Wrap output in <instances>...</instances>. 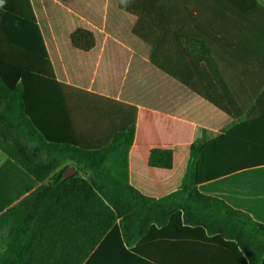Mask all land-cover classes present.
<instances>
[{
  "label": "trees",
  "instance_id": "trees-1",
  "mask_svg": "<svg viewBox=\"0 0 264 264\" xmlns=\"http://www.w3.org/2000/svg\"><path fill=\"white\" fill-rule=\"evenodd\" d=\"M31 3L41 23L42 12L48 11L52 23H57L53 26L57 36L60 14L71 15L65 7L77 10L70 0ZM147 5L143 10L152 15L161 10L155 2ZM138 11L130 13L139 15ZM11 19L26 27H17ZM139 21L123 42L141 41ZM87 41H93L88 30L70 29L73 47ZM41 43L39 25L0 9V150L7 157L0 165V264H92L100 250H134L132 246L150 230L173 223L199 232L204 239L228 244L238 264L264 260V224L222 200L201 195L196 188L201 182L264 165V146L223 134L194 142L179 188L159 199L142 195L130 185L127 169L136 106L100 98L104 105L97 110L91 99L69 94L62 97L61 115L35 113L27 94L28 68L23 64L27 59H22ZM213 59L218 63L212 67L192 61L186 68L194 74L191 82H182L168 69L154 68L221 109L229 125L257 117L255 101L237 71ZM215 94L224 95L225 104ZM147 164L169 169L172 153L151 149ZM69 166L76 173L64 177Z\"/></svg>",
  "mask_w": 264,
  "mask_h": 264
},
{
  "label": "crops",
  "instance_id": "crops-1",
  "mask_svg": "<svg viewBox=\"0 0 264 264\" xmlns=\"http://www.w3.org/2000/svg\"><path fill=\"white\" fill-rule=\"evenodd\" d=\"M149 2L157 3L161 10L153 15L143 10ZM70 3L77 10L65 7L71 15L60 14L57 36L53 27L57 23H52L46 9L41 23L31 0H0V9L39 25L41 31L42 43L35 44L22 59H27L23 64L28 68L27 94L33 110L47 116L61 115L62 97L69 94L91 99L90 104L97 105V110L104 105L100 98L134 104L135 133L127 169L130 185L142 195L159 199L179 188L194 142L223 134L264 146V0ZM131 9L139 10V15L130 13ZM138 19L141 41L123 42L130 38V29ZM9 21L26 27L17 20ZM76 27L88 30L93 41L78 42L73 47L69 32ZM212 56L237 71L255 101L257 117L229 125L221 109L192 94L175 77L154 68L168 69L182 82H191L194 74L186 68L194 60L212 67L218 63ZM224 97L214 95L221 104H225ZM154 148L171 151L169 169L147 164L148 153ZM6 158L0 150V165ZM196 188L201 195L222 200L264 224V165L201 182ZM132 247L134 250L124 252L100 250L92 264H238L228 244L204 239L199 232L183 230L176 223L150 230Z\"/></svg>",
  "mask_w": 264,
  "mask_h": 264
},
{
  "label": "water",
  "instance_id": "water-1",
  "mask_svg": "<svg viewBox=\"0 0 264 264\" xmlns=\"http://www.w3.org/2000/svg\"><path fill=\"white\" fill-rule=\"evenodd\" d=\"M75 173H76V169L73 168L72 166H69V167H67V169H66L65 172L63 173V176H64V177H68V176H71V175H73V174H75Z\"/></svg>",
  "mask_w": 264,
  "mask_h": 264
},
{
  "label": "clouds",
  "instance_id": "clouds-1",
  "mask_svg": "<svg viewBox=\"0 0 264 264\" xmlns=\"http://www.w3.org/2000/svg\"><path fill=\"white\" fill-rule=\"evenodd\" d=\"M128 2L129 0H122V3H124L125 5H127Z\"/></svg>",
  "mask_w": 264,
  "mask_h": 264
}]
</instances>
